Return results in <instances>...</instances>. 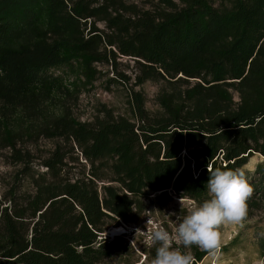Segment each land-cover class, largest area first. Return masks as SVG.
<instances>
[{
  "label": "trees",
  "instance_id": "1",
  "mask_svg": "<svg viewBox=\"0 0 264 264\" xmlns=\"http://www.w3.org/2000/svg\"><path fill=\"white\" fill-rule=\"evenodd\" d=\"M145 1L0 0V155L20 166L0 197V264H110L129 246L106 234L151 195L203 203L208 164L264 155V0ZM124 57L136 85H163L159 109L131 88L132 116L78 119L99 66ZM261 181L245 219L264 213Z\"/></svg>",
  "mask_w": 264,
  "mask_h": 264
},
{
  "label": "rangeland",
  "instance_id": "2",
  "mask_svg": "<svg viewBox=\"0 0 264 264\" xmlns=\"http://www.w3.org/2000/svg\"><path fill=\"white\" fill-rule=\"evenodd\" d=\"M179 1V0H177ZM140 6L149 7L145 0H138ZM103 27V26H102ZM118 71L127 78H121L109 65H101L103 72L93 85L83 88L77 103L73 106L74 115L82 121H93L102 111L107 108L115 115L132 116L130 109V89L142 91L146 97V108L150 112L159 109L157 96L162 88L161 83L147 81L142 85H136L137 65L130 57L119 59ZM44 149L51 148L54 143L42 141ZM6 152L0 155V197L15 184V177L20 166L10 164ZM259 164H264V155L254 154L248 163L241 168L244 170L249 183L258 191L263 190L264 168L257 172ZM35 170L44 171L45 168L34 167ZM31 189L28 181L24 183V190ZM180 200L183 206L180 205ZM189 201L197 206L201 202L191 199L175 197L172 201L163 203L158 201L156 194L145 200L143 209L136 211L130 223L122 224L126 233L119 234L128 244V253L123 258H115L110 264H151L156 254L155 246L148 243V233L154 224L160 225L169 232L174 231L178 218L188 214ZM148 219L151 223H147ZM113 227L110 228V232ZM140 229L141 232L136 233ZM220 259L217 264H264V213L258 211L249 219H244L241 224L221 225ZM111 238L115 236L110 235ZM177 245H174L176 247ZM182 251L194 253L204 251L193 245L189 249L179 246ZM198 264H211V258L207 254Z\"/></svg>",
  "mask_w": 264,
  "mask_h": 264
},
{
  "label": "clouds",
  "instance_id": "3",
  "mask_svg": "<svg viewBox=\"0 0 264 264\" xmlns=\"http://www.w3.org/2000/svg\"><path fill=\"white\" fill-rule=\"evenodd\" d=\"M207 191L210 199L199 206L189 201L188 214L178 218L174 231L154 224L148 233V243L155 246L151 264H196L189 249L195 245L206 251L211 264L220 259L221 225L241 224L247 217V201L254 188L242 169H213L208 164ZM181 207L183 206L180 200ZM147 223H151L148 219ZM141 232L140 229L136 233ZM174 245H177L174 247Z\"/></svg>",
  "mask_w": 264,
  "mask_h": 264
},
{
  "label": "bare ground",
  "instance_id": "4",
  "mask_svg": "<svg viewBox=\"0 0 264 264\" xmlns=\"http://www.w3.org/2000/svg\"><path fill=\"white\" fill-rule=\"evenodd\" d=\"M113 231V233H119V234H122V232L126 231V228L120 226V227H117V228H113L111 229Z\"/></svg>",
  "mask_w": 264,
  "mask_h": 264
},
{
  "label": "water",
  "instance_id": "5",
  "mask_svg": "<svg viewBox=\"0 0 264 264\" xmlns=\"http://www.w3.org/2000/svg\"><path fill=\"white\" fill-rule=\"evenodd\" d=\"M120 226H122V225H120ZM120 226H116V227H120ZM114 228V227H113ZM122 233H126L125 231L124 232H122ZM106 235H112V236H117V235H119V233H113V231H108V233L106 234Z\"/></svg>",
  "mask_w": 264,
  "mask_h": 264
}]
</instances>
